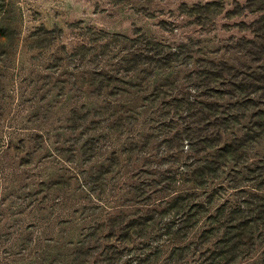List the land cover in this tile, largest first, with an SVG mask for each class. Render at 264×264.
Listing matches in <instances>:
<instances>
[{"label":"rangeland","instance_id":"1","mask_svg":"<svg viewBox=\"0 0 264 264\" xmlns=\"http://www.w3.org/2000/svg\"><path fill=\"white\" fill-rule=\"evenodd\" d=\"M0 264H264V2L0 0Z\"/></svg>","mask_w":264,"mask_h":264},{"label":"trees","instance_id":"2","mask_svg":"<svg viewBox=\"0 0 264 264\" xmlns=\"http://www.w3.org/2000/svg\"><path fill=\"white\" fill-rule=\"evenodd\" d=\"M261 2H264V0H261ZM263 38V37H262Z\"/></svg>","mask_w":264,"mask_h":264}]
</instances>
